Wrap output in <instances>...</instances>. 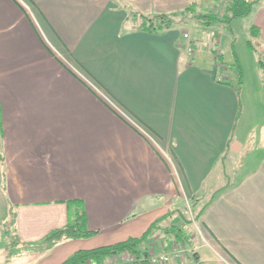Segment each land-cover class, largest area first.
<instances>
[{
    "label": "crops",
    "instance_id": "1",
    "mask_svg": "<svg viewBox=\"0 0 264 264\" xmlns=\"http://www.w3.org/2000/svg\"><path fill=\"white\" fill-rule=\"evenodd\" d=\"M123 1L148 16L201 7ZM192 21L195 38L186 21L143 31L116 0H0V222L33 242L74 218L75 203L96 232L0 264H60L212 194L198 240L186 230L191 247L160 264H264L263 76L242 74L238 97L236 73L213 62ZM156 236L140 249L169 252Z\"/></svg>",
    "mask_w": 264,
    "mask_h": 264
},
{
    "label": "trees",
    "instance_id": "2",
    "mask_svg": "<svg viewBox=\"0 0 264 264\" xmlns=\"http://www.w3.org/2000/svg\"><path fill=\"white\" fill-rule=\"evenodd\" d=\"M261 1L262 0H211V5L208 9L200 7L197 11V7H195L196 5L190 4L187 7L173 13H161L148 16L141 14L130 5L126 4L123 0H116L117 3L121 4V6L128 11L129 17L139 21L140 29L149 33L162 32L166 29L174 27L176 23L185 19H197L201 25L206 27H210L215 24L230 25L234 19L248 16L254 8L261 3ZM250 30V35L254 37L259 35L258 29L255 26L251 27ZM212 54L214 56L213 60H216L221 55L216 50H213ZM215 64L223 65L224 63L215 62ZM258 66L262 69V84L264 89V62L258 60ZM225 67L231 69L229 66ZM235 73L237 79L234 84V88L237 96L239 97V92L242 86V74L239 66H236ZM220 83H226V81L221 79ZM240 114L241 104L239 102L235 123L237 122ZM232 134L233 131L228 138V144L233 139ZM213 196L214 194H212L207 201H203V204L201 203V197L192 196V198L188 201V205L185 204L180 209L168 210L163 216L156 219L141 236L137 238H129L113 245L75 251L60 264H103L111 258H116L118 261H121L124 253L141 256L144 251L140 249V246L148 238L158 234L163 235L164 239L168 243L173 241L172 245L177 244L179 246H184L185 248L191 247V234L188 233L184 227H178L172 222V220L174 217H178L180 220H183L184 224H190L191 222L186 221L187 218L185 217V212H190L192 214L191 221L196 222L205 207L212 201ZM74 205H76V216L74 218H69L67 224L62 227L52 229L45 236L33 242H23L18 239L15 232L14 219L12 218L11 221L7 220V223L10 226V231H1L2 236L7 235V233L10 235L8 242L3 246L4 251L9 253L8 255H5L6 261L25 255H41L48 252L55 245L61 242L72 239H84L93 236L96 232L90 231L87 228L85 213L81 205L75 203Z\"/></svg>",
    "mask_w": 264,
    "mask_h": 264
},
{
    "label": "rangeland",
    "instance_id": "3",
    "mask_svg": "<svg viewBox=\"0 0 264 264\" xmlns=\"http://www.w3.org/2000/svg\"><path fill=\"white\" fill-rule=\"evenodd\" d=\"M210 5L211 0H201V8L208 9ZM258 6L255 7L248 16L234 19L230 25L215 24L210 27L203 25L199 26L204 30L200 32V35L198 32V39L221 54L216 60H213L214 63L223 62V65L227 67L229 66V68H231L234 72L236 70V66H239L241 74H244L245 76H248V74L255 75L253 72L257 70L262 73V69L258 66V60L264 62V42L259 39L260 37L258 38V36L254 37L250 35L251 27L255 26L258 29L257 24L259 22L264 26V0H262ZM182 21L188 22L184 25V27L192 34L193 38H195L197 36L195 22L187 19ZM213 41H215V44H211ZM249 84H251L250 80ZM241 171L242 169L238 167V172L241 173ZM185 217L187 218L186 221L191 222L190 224H184L183 220H179L178 218L175 219L176 221H174V223L178 227H186L185 229L191 232L192 236L195 237L197 241L198 224L191 221L192 214L190 212H185ZM7 222V220H2L0 222L1 231H10V226ZM9 236L10 235L8 233L5 236L1 235L2 241L0 242L3 243V246L8 242ZM162 237L164 236L159 234L156 236V239L153 241L154 248L159 247L160 243H163V240L158 239H161ZM178 247L182 251L180 256L184 255L186 253L185 247L179 245ZM8 254V252L2 249L0 250V258H5V255ZM15 263L21 264L22 262L21 260H17Z\"/></svg>",
    "mask_w": 264,
    "mask_h": 264
},
{
    "label": "built area",
    "instance_id": "4",
    "mask_svg": "<svg viewBox=\"0 0 264 264\" xmlns=\"http://www.w3.org/2000/svg\"><path fill=\"white\" fill-rule=\"evenodd\" d=\"M184 38H187V34L183 35ZM188 52H191V48L188 47ZM217 82L221 81V78L218 77L216 79ZM182 254V251L178 247L177 244L172 245V249L170 251L165 252L163 254H155L153 251H144L141 256H134L128 253H124L121 261H118L116 258H111L105 261L103 264H139L145 262L147 264H160L166 263L170 256L178 257V255Z\"/></svg>",
    "mask_w": 264,
    "mask_h": 264
}]
</instances>
